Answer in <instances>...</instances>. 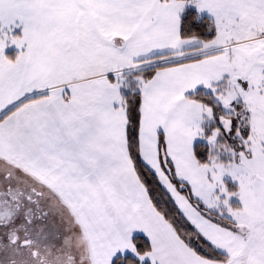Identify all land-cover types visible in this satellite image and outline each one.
Returning <instances> with one entry per match:
<instances>
[{
	"label": "snow or ice",
	"instance_id": "1",
	"mask_svg": "<svg viewBox=\"0 0 264 264\" xmlns=\"http://www.w3.org/2000/svg\"><path fill=\"white\" fill-rule=\"evenodd\" d=\"M0 264H264V0H0Z\"/></svg>",
	"mask_w": 264,
	"mask_h": 264
}]
</instances>
